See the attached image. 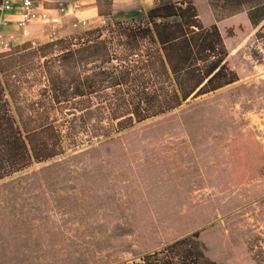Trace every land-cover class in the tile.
Masks as SVG:
<instances>
[{"label":"rangeland","instance_id":"374dc122","mask_svg":"<svg viewBox=\"0 0 264 264\" xmlns=\"http://www.w3.org/2000/svg\"><path fill=\"white\" fill-rule=\"evenodd\" d=\"M193 1L204 24L209 5L217 18L241 8ZM242 1L248 8L258 0ZM114 21L144 22L146 14L72 34ZM235 60L227 66L237 80L222 90L85 153L65 137L66 151L43 162L32 158L8 93L34 99L43 77L16 68L7 87L0 73V264H264V26Z\"/></svg>","mask_w":264,"mask_h":264},{"label":"trees","instance_id":"16d2710c","mask_svg":"<svg viewBox=\"0 0 264 264\" xmlns=\"http://www.w3.org/2000/svg\"><path fill=\"white\" fill-rule=\"evenodd\" d=\"M227 54L217 25L201 21L193 0H158L144 22L114 21L42 43L1 58L0 73L7 87L16 68L43 77L34 99L8 88L32 158L43 162L66 151L65 137L71 150L85 153L134 123L234 82ZM194 106L184 120L194 122Z\"/></svg>","mask_w":264,"mask_h":264},{"label":"crops","instance_id":"0c3cea01","mask_svg":"<svg viewBox=\"0 0 264 264\" xmlns=\"http://www.w3.org/2000/svg\"><path fill=\"white\" fill-rule=\"evenodd\" d=\"M38 2L48 10L51 18H56V21L32 22L25 29V35L15 25H11L5 32H10L15 36L13 47L29 48L48 41L50 36L54 38L69 36L78 30L82 20L87 23H94L102 18L118 15L125 19H135L139 13L146 14L147 10L152 8L158 0H38ZM105 3L107 7L102 11V6ZM194 3L196 6V1ZM60 7H64V11H59ZM6 17L11 23H15L20 14L18 10H13L7 12ZM208 22V24L215 23L223 37L228 51L227 63L236 64L235 58L242 49L245 39L252 35L259 25L260 27L264 26V4L248 8H243L241 5V8L220 18L214 15L209 5ZM237 75L239 82L242 80V74L239 70ZM260 77H264V75ZM229 84L216 91L222 90Z\"/></svg>","mask_w":264,"mask_h":264},{"label":"built area","instance_id":"2783aa9c","mask_svg":"<svg viewBox=\"0 0 264 264\" xmlns=\"http://www.w3.org/2000/svg\"><path fill=\"white\" fill-rule=\"evenodd\" d=\"M13 10H18L20 14L19 19L15 23H11L6 17V13ZM59 11H64V7H60ZM35 21L55 22L56 18H51L48 10L38 0H0V56L13 47L15 40V36L10 32L6 33L5 30L11 25H15L25 35L27 26ZM107 23L108 18L99 20L100 25ZM81 24L86 25L88 23L82 20ZM54 39L53 36H50L48 40L51 42Z\"/></svg>","mask_w":264,"mask_h":264}]
</instances>
